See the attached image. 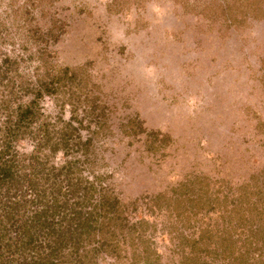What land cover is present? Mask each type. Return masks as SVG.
<instances>
[{
    "label": "rangeland",
    "instance_id": "1",
    "mask_svg": "<svg viewBox=\"0 0 264 264\" xmlns=\"http://www.w3.org/2000/svg\"><path fill=\"white\" fill-rule=\"evenodd\" d=\"M0 264H264V0H0Z\"/></svg>",
    "mask_w": 264,
    "mask_h": 264
}]
</instances>
